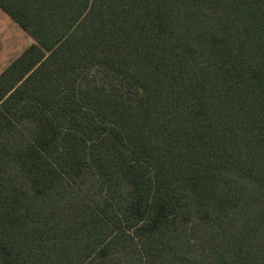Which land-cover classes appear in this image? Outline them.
Wrapping results in <instances>:
<instances>
[{
	"label": "trees",
	"instance_id": "obj_1",
	"mask_svg": "<svg viewBox=\"0 0 264 264\" xmlns=\"http://www.w3.org/2000/svg\"><path fill=\"white\" fill-rule=\"evenodd\" d=\"M0 9V264H264V0Z\"/></svg>",
	"mask_w": 264,
	"mask_h": 264
},
{
	"label": "rangeland",
	"instance_id": "obj_2",
	"mask_svg": "<svg viewBox=\"0 0 264 264\" xmlns=\"http://www.w3.org/2000/svg\"><path fill=\"white\" fill-rule=\"evenodd\" d=\"M30 42V37L0 9V70Z\"/></svg>",
	"mask_w": 264,
	"mask_h": 264
},
{
	"label": "crops",
	"instance_id": "obj_3",
	"mask_svg": "<svg viewBox=\"0 0 264 264\" xmlns=\"http://www.w3.org/2000/svg\"><path fill=\"white\" fill-rule=\"evenodd\" d=\"M25 33H26V32H25ZM26 34H27V33H26ZM27 36L30 37L28 34H27ZM30 39H31V42L29 43V45L33 42V39H32L31 37H30ZM29 45H28V46H29ZM28 46H27V47H28ZM24 49H25V48H24ZM24 49H23V50H24ZM23 50H22V51H23ZM22 51H21V52H22ZM21 52H20L18 55H20ZM18 55H17V56H18ZM17 56H15L12 60H14ZM12 60H10V62H11ZM10 62H8V63L5 65V67H3V68L0 70V73H1V72H2V71H3V70H4V69L10 64Z\"/></svg>",
	"mask_w": 264,
	"mask_h": 264
}]
</instances>
